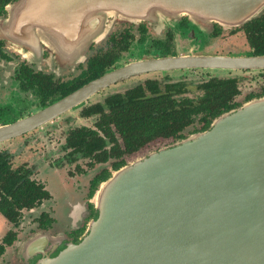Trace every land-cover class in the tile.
Masks as SVG:
<instances>
[{
	"label": "water",
	"instance_id": "1",
	"mask_svg": "<svg viewBox=\"0 0 264 264\" xmlns=\"http://www.w3.org/2000/svg\"><path fill=\"white\" fill-rule=\"evenodd\" d=\"M263 8L264 0H46V29L58 33L49 38L53 49L70 56L104 39L116 23L160 24L187 15L233 26ZM199 67L261 68L264 56L132 61L0 135L48 121L129 77ZM90 201L96 213L80 238L48 231L32 237L26 251H40L31 264H264V96L224 112L207 129L129 159Z\"/></svg>",
	"mask_w": 264,
	"mask_h": 264
},
{
	"label": "flooded vegetation",
	"instance_id": "2",
	"mask_svg": "<svg viewBox=\"0 0 264 264\" xmlns=\"http://www.w3.org/2000/svg\"><path fill=\"white\" fill-rule=\"evenodd\" d=\"M46 17V0H34L26 6L21 5V0H0V134L8 126L39 113L99 77L93 72L99 58L105 63V73L132 61L155 57L189 54L264 56V8L252 18L233 26L215 20L210 24L196 23L187 15L160 24H149L147 21L137 25L116 23L104 39L92 42L81 49L80 53L70 56L58 54L53 49L49 38L58 33L46 29ZM227 33L235 35V42L229 48L221 43L225 42L224 36ZM215 39H218V44H213ZM194 71H200L202 77H190ZM154 73H162L163 79L149 75ZM146 75L149 76L142 77ZM212 77L237 79L236 92L230 95L229 100L232 106L219 114L208 115L211 122L206 127L205 121H202L203 115H196V120L184 129V136L202 131L224 112L264 96V67H199L149 71L116 82L68 111L32 128H23L10 136L0 135V264H31L32 256L37 257L36 252L40 250L28 248V255L23 256L21 243L32 236L46 234L47 231L53 234L63 232L68 240L77 241L94 216L96 211L90 199L121 159L110 153L113 142L97 125L99 115L85 114L86 108L102 103L108 96L144 84L147 80L164 82L170 78L171 81L187 83L183 97L192 102L196 109H200V94L205 91L202 85L209 84ZM120 84L127 85L123 89L113 90ZM74 110H78V113L72 115ZM63 118L67 121L64 122L66 129L62 141L58 145L46 146V136L52 134L49 132L53 128L60 126L58 120ZM111 126L115 130V126ZM82 127L102 135L107 139V144L102 149L98 148L94 140L93 143H86L81 135L78 140L83 142H70V137ZM162 139L177 138H157L135 152L125 154V163L130 156ZM119 142L123 145L122 138ZM105 150L109 154L99 159L98 152ZM84 151L93 153L88 156ZM72 166L74 169L67 172V168ZM46 168L62 172L66 181L78 192L76 205L81 206L84 216L77 226L61 228L55 225L56 219L52 214L58 208L53 193L47 187ZM75 177L77 187L72 180ZM27 213L32 216L29 220ZM27 221L29 224L24 225Z\"/></svg>",
	"mask_w": 264,
	"mask_h": 264
},
{
	"label": "trees",
	"instance_id": "3",
	"mask_svg": "<svg viewBox=\"0 0 264 264\" xmlns=\"http://www.w3.org/2000/svg\"><path fill=\"white\" fill-rule=\"evenodd\" d=\"M94 67L96 76L105 71V63L100 58ZM209 81V84L202 85L205 91L200 94V109H196L192 102L183 97L187 90L186 82L171 81L168 78L164 82L150 79L126 92L108 96L102 103L86 108L85 114L99 115L97 125L113 142L110 153L121 159L116 164L118 169L120 164L125 163V154H131L157 138L184 137V129L196 120V115H203L202 121H205L206 127L211 122L208 115L219 114L230 108V95L236 92L237 79L212 77ZM111 125L115 126V130ZM74 134V137H70L72 143L94 140L101 149L107 144L106 138L87 127L78 129ZM79 135L83 141L78 140ZM120 138L123 145L119 142ZM83 153L90 156L93 151ZM108 154L105 150L97 155L99 159H103Z\"/></svg>",
	"mask_w": 264,
	"mask_h": 264
},
{
	"label": "rangeland",
	"instance_id": "4",
	"mask_svg": "<svg viewBox=\"0 0 264 264\" xmlns=\"http://www.w3.org/2000/svg\"><path fill=\"white\" fill-rule=\"evenodd\" d=\"M224 38H225V42L222 41L221 43H223L225 46H227V48H229L230 46L233 45V41L235 42V35L234 34L230 35V33H227L224 36ZM215 40L216 41L213 44H218L219 43L218 39H215ZM199 73H200V71H194L191 73L192 75H190V77H193V78L197 77L195 79H198L199 77H202L201 76L202 74H199ZM149 75L151 77H158V78L163 79L162 73H154V74H149ZM149 75L142 76V77L143 78L148 77ZM141 80H142V78H141ZM126 85L127 84H120V86L113 88V90L114 89H123ZM103 95H105V94H103ZM103 95H101L100 98H102ZM77 113H78V110L77 111L74 110L72 112V115H75ZM58 121H60L59 123H60L61 127L58 126L56 128H53L52 131L49 132L52 134H49V136H46V143H47L46 146L58 145L63 139V135H64L63 133H65V129H66L65 128L66 123L64 124V122H66L67 120H65L63 118V119H60ZM171 141H172V139H166V140L162 139L159 141H155V142L149 144L143 150H141V151L137 152L136 154L130 156L129 159H131L137 155H140L142 153H146L150 150L156 149L163 144L170 143ZM46 165H48V160H46ZM70 169H74L73 166L70 168H67V172H69ZM65 173H66V171H65ZM45 175H46V180H47V187L53 193V195L56 199V203H57L58 210H57V212H54L52 214V216L56 219L55 225L57 227H61V228L63 226L66 227L67 225L70 228L77 226L79 224V222L83 219L82 216H84L83 209H80L81 206L76 205V202H77L76 200L79 198L78 197L79 195H76V194H78V192L77 191L75 192V190L72 188V185L66 181V177H64V174L62 172L55 170L53 168L52 169L46 168ZM72 180L75 181L74 184H75V187H77L78 186L77 177L72 178ZM82 184H84V182ZM82 184H80L79 186L82 187ZM26 216H27L28 220L31 219V217H32L31 215L29 216L28 213L26 214ZM26 224H29L28 221L26 223H24V225H26ZM32 237L28 238L26 241H23L22 242L23 244L21 243V252H22L23 256L28 255L27 251H26V246L29 244L30 239Z\"/></svg>",
	"mask_w": 264,
	"mask_h": 264
}]
</instances>
